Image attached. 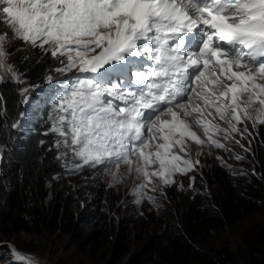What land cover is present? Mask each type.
<instances>
[{
	"label": "snow or ice",
	"instance_id": "1",
	"mask_svg": "<svg viewBox=\"0 0 264 264\" xmlns=\"http://www.w3.org/2000/svg\"><path fill=\"white\" fill-rule=\"evenodd\" d=\"M0 24V84L20 79L11 39L75 70L53 100V131L76 169L134 168V194L193 167L186 141L230 151L220 140L264 125V0H0Z\"/></svg>",
	"mask_w": 264,
	"mask_h": 264
},
{
	"label": "rangeland",
	"instance_id": "2",
	"mask_svg": "<svg viewBox=\"0 0 264 264\" xmlns=\"http://www.w3.org/2000/svg\"><path fill=\"white\" fill-rule=\"evenodd\" d=\"M6 48L16 52L18 58L31 54L17 52L16 49L20 47L12 40L6 41ZM259 133L258 145H263L264 126ZM237 156L242 159H237ZM254 156L255 149L247 155L237 149L234 157L222 156L227 165H221L205 155L202 158V173L195 181L194 195L198 196L195 211L201 217L209 213L211 217V220L205 219L196 230L198 243L195 247L212 256L217 252L219 255L225 253V260H230L231 264H246L251 248L261 236L264 237V175L258 170ZM84 178L85 175L48 184L47 202L56 201L63 215L61 230L50 236L34 232L19 233L12 236L10 241L35 246L37 251L28 254L41 264H150V260L156 256L157 238L169 234L164 214L187 189L179 183L162 182L155 192L157 198L154 203L146 204L140 210H130L119 203L125 195L121 188L108 190L106 185L98 184L85 194H77ZM238 179H245V182L240 183ZM227 186L245 195L256 189L257 196H251L248 203L247 196L241 193V199L245 201L243 204L233 199L226 214L225 211L214 213L217 200L213 199L212 190H216V195L222 191L221 195L224 196ZM226 199L224 196L219 200L222 203ZM180 216L178 214V219ZM93 232L97 235L94 240L87 237ZM197 261L201 262L200 259ZM0 264L31 263L17 260L11 253L1 250Z\"/></svg>",
	"mask_w": 264,
	"mask_h": 264
},
{
	"label": "trees",
	"instance_id": "3",
	"mask_svg": "<svg viewBox=\"0 0 264 264\" xmlns=\"http://www.w3.org/2000/svg\"><path fill=\"white\" fill-rule=\"evenodd\" d=\"M15 65L21 80L31 83L41 80L44 67L40 62H34V59L30 60V58H20ZM25 86V83L20 80L0 84V90L7 97L6 108L0 109V243L12 242L21 251L36 252L35 246L19 245L15 240L10 241L11 237L19 233L31 234L32 232L50 236L61 230L64 220L56 201L47 202L48 184L52 183V175L56 171L51 152L39 147L33 137L21 139L18 131L25 112V104L22 103L24 97L21 95ZM13 124L19 126L13 128ZM263 145L256 148L255 157L257 168L262 175H264ZM238 180L240 183L245 182V179ZM252 190L251 194L245 195L246 193L227 186L223 192L227 199L222 203L219 200L224 197L221 195L222 191L216 195V190H212L213 199L217 200L216 208L213 209L214 213L225 211L226 214L233 199L243 204L245 201L241 199V193L247 196L246 202H248L251 196H257V190ZM197 200L198 196L187 192L182 197H177L174 205L164 214L169 234L161 239L157 238L156 256L155 259L150 260V264H195L199 262L197 259L201 260L199 264H231L230 260H225V253L219 255L217 252L212 256L195 247L198 243L196 230L205 219L211 220L210 213L201 217L202 215L195 211L198 206ZM178 214L181 215L179 219ZM95 233L87 237L94 240L97 236ZM4 250L11 252L7 247ZM247 259L246 264H264L263 236L251 248Z\"/></svg>",
	"mask_w": 264,
	"mask_h": 264
},
{
	"label": "bare ground",
	"instance_id": "4",
	"mask_svg": "<svg viewBox=\"0 0 264 264\" xmlns=\"http://www.w3.org/2000/svg\"><path fill=\"white\" fill-rule=\"evenodd\" d=\"M18 255L24 257L25 258L24 260L31 263V264H41L37 259H34L33 257H31L28 254L21 253Z\"/></svg>",
	"mask_w": 264,
	"mask_h": 264
}]
</instances>
